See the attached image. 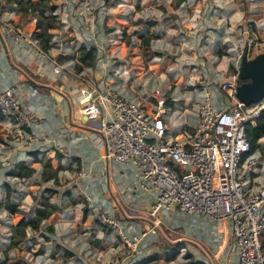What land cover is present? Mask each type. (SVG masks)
Listing matches in <instances>:
<instances>
[{"label":"rangeland","instance_id":"rangeland-1","mask_svg":"<svg viewBox=\"0 0 264 264\" xmlns=\"http://www.w3.org/2000/svg\"><path fill=\"white\" fill-rule=\"evenodd\" d=\"M177 1L51 0L58 7L55 14H64L63 20L70 24L77 21L85 35L82 41L95 46L108 63V68L100 74L102 82L90 80V74L86 73L87 82L109 89H112L110 83L123 86L144 107L152 105L150 95L160 88L166 101L167 121L173 126L168 133L172 138L182 133L184 119L195 120L191 114L197 113L206 90H217L226 99L218 85L232 74L231 68L246 47L249 59L264 53V0H184L174 8ZM3 2L0 0V9L9 7ZM146 35L150 38L148 46L143 40ZM146 52L152 55L150 61H146ZM100 64L97 63V68L102 70L104 66ZM210 99L216 102L213 95ZM82 124L96 130L95 124V127L87 121ZM186 130L191 133L189 126ZM23 150L27 149L20 148L10 134L0 143V204L4 202V185L8 183L15 189L13 200L32 215L35 201L30 188L42 189L43 184L37 176L26 181L6 176L14 164L24 159ZM25 160L31 164L30 158ZM63 164L67 161L63 160ZM97 169L104 183L110 186L104 171L98 166ZM240 172L243 173V168ZM79 173L74 170L60 175L59 193L51 200L58 204L66 202L68 206L61 212L53 235L44 232L47 222H43L40 231L28 230L24 242L8 249L13 221L0 208V264H136L147 255L151 242L165 244L159 240V234L151 241L142 240L135 248L122 243L117 233L98 219L110 216L116 223L113 210L109 214L91 213L87 188L79 183ZM84 208H88L89 216L82 222ZM42 233L49 237V242H45ZM170 234L168 239L177 238L176 233ZM104 242L108 245L104 246ZM198 251L184 245L175 261L166 263L161 258L153 264H187L182 256L195 252L194 258L198 259L201 258Z\"/></svg>","mask_w":264,"mask_h":264},{"label":"built area","instance_id":"built-area-1","mask_svg":"<svg viewBox=\"0 0 264 264\" xmlns=\"http://www.w3.org/2000/svg\"><path fill=\"white\" fill-rule=\"evenodd\" d=\"M21 40L19 36L15 41ZM32 44L37 45L34 41ZM43 53L38 55L43 57ZM240 59L241 55L232 74L218 85L226 99L215 103L209 93H204L191 133L185 123L178 136L168 135L173 126L166 122V101L160 88L150 95L152 105L144 107L118 92L83 81L86 87L80 92V112L87 122L96 125L107 159L123 167L134 166L136 185L155 192L150 208L155 223L160 211L171 209L214 221L227 220L238 264H264L260 241L264 232V188L253 195L244 188V176L257 166V161L248 155L250 144L245 130L255 126L264 111V97L249 106L235 99ZM61 71V66L54 63L53 74ZM0 115L21 128L33 125L12 87L0 93ZM89 208L92 214L100 212L94 206ZM98 219L130 248L139 243V237L128 238L110 216Z\"/></svg>","mask_w":264,"mask_h":264},{"label":"crops","instance_id":"crops-1","mask_svg":"<svg viewBox=\"0 0 264 264\" xmlns=\"http://www.w3.org/2000/svg\"><path fill=\"white\" fill-rule=\"evenodd\" d=\"M56 15L62 19L61 22L59 21L61 26L58 30L51 31L53 48L48 53H43L44 56L41 57L38 54L42 51L37 45L32 44L33 40L27 31L28 25L33 22V15H30L29 19L24 18L21 10L15 6H5L4 9H0V36L7 49L5 53L0 43V93L6 88H15L33 122L32 127L21 128L3 120L1 122L5 131L3 137L10 134L17 140L20 148L27 149L21 152L25 155L22 161L29 159L28 152L40 151L45 152L46 157L52 161L53 167L57 168L55 153L60 154L62 160L61 170L58 173L59 181L61 174L68 175L74 170L79 171L78 179H81L79 183L87 188L88 207L94 206L100 212L108 214L113 210L114 216L119 221L116 225L126 236L139 237L140 243L144 239L151 241L156 234H159L162 243L179 244L182 249L185 245L187 248L200 250L201 258L198 259L194 258L195 252L186 253L195 260L206 264H238L229 221L204 219L171 209L160 211L156 216L158 222L155 223V218L150 216L155 192L142 190L136 185L134 166L123 167L107 159L97 128L91 130L82 124L86 119L80 112L82 101L80 92L86 87L83 81L87 82L86 78L89 74L90 80L98 79V82H102L100 74L108 68V63L98 54L97 63L102 62L100 64L101 67L104 66L102 70L97 68L96 63L94 68L77 71L74 66L75 60L71 59L77 47L81 43L93 45L82 41L85 35L77 21L70 24L63 20L64 14L59 12ZM19 36L22 40L15 41ZM69 39H74V42ZM54 63L62 68L58 75L52 72ZM110 85L112 86L110 90L118 92L129 100L137 101L136 97L127 92L123 86L117 87L111 83ZM206 93L215 97V103L222 99L221 93L217 90H206ZM196 114V112L191 114V118L195 119L192 122L186 119L183 122L189 123L191 128L197 120ZM166 122L168 123L167 120ZM92 126L95 127L93 124ZM251 156L257 161V166L244 176V184L245 191L253 195L264 188V137L259 141V148ZM63 160H66L67 164H63ZM97 166L104 171L110 186L102 180ZM262 216L264 220V208ZM170 232L176 233L177 238L173 240L171 236L168 239ZM142 235L144 236L141 237ZM156 241L151 242L146 256L154 245L162 247ZM260 241L264 250V232ZM105 244L108 245L107 242L103 243L104 246Z\"/></svg>","mask_w":264,"mask_h":264},{"label":"trees","instance_id":"trees-1","mask_svg":"<svg viewBox=\"0 0 264 264\" xmlns=\"http://www.w3.org/2000/svg\"><path fill=\"white\" fill-rule=\"evenodd\" d=\"M4 4L9 6H15L22 12V17L30 18L33 15V22L27 27V31L30 33V38L37 43L39 49L48 53L53 48V34L51 31L58 30L60 28V22L55 14L57 5L53 4L51 0H3ZM184 0H178L174 8H178L180 3ZM144 38L145 46L150 43L148 35ZM74 42V39H69ZM147 60L150 61L152 55L145 53ZM160 57V54H157ZM222 55V54H220ZM75 60L74 66L77 71L81 72L85 68H94L98 60V52L94 46L81 43L74 56L71 58ZM246 81H238V85L245 83ZM191 90V89H190ZM1 122L3 118L0 115V143L4 141L3 134L5 131L2 128ZM247 139L250 144V151L248 155H252L259 148V141L264 137V111L256 119L255 126H248L245 130ZM27 156L31 159V164L28 165L26 160L16 163L6 174L7 177L18 180H31L35 176L43 184L42 189L30 188V193L35 201V209L32 215L24 212L20 209V204L15 202L12 197V193L15 189L6 183L4 185L5 198L4 202L0 204L6 213L9 214L13 223L9 227L10 238L8 249H14L19 244L27 239V231L37 232L41 230L43 222H47L44 232L48 235H53L55 231V225L61 220V212L68 206L64 204L54 203L51 200L53 195L59 193V187L61 183L58 178V173L61 170L62 156L55 153V161L58 165L54 168L52 161L46 157L45 152L30 151ZM71 200V197L68 198ZM89 216L88 208H84L82 211V220L86 221ZM44 235L45 242H49V237ZM181 247L179 244L165 243L160 246L154 245L148 256L141 258L136 264H153L158 262L161 258L164 262L170 263L175 261L181 254ZM39 253H42V250ZM187 264H206L203 261L195 260L191 255L184 254L182 256Z\"/></svg>","mask_w":264,"mask_h":264},{"label":"water","instance_id":"water-1","mask_svg":"<svg viewBox=\"0 0 264 264\" xmlns=\"http://www.w3.org/2000/svg\"><path fill=\"white\" fill-rule=\"evenodd\" d=\"M2 49H7L0 36ZM237 78L246 81L236 87L235 99L249 106L256 104L264 97V53L258 54L253 59L247 56V47L241 55Z\"/></svg>","mask_w":264,"mask_h":264}]
</instances>
